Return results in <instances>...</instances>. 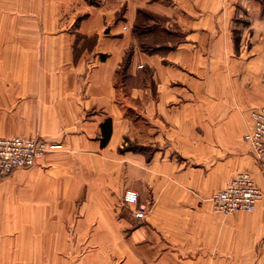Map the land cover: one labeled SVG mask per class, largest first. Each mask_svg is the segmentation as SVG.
I'll return each instance as SVG.
<instances>
[{"label":"crops","instance_id":"1","mask_svg":"<svg viewBox=\"0 0 264 264\" xmlns=\"http://www.w3.org/2000/svg\"><path fill=\"white\" fill-rule=\"evenodd\" d=\"M0 30L34 46L0 56V136L59 144L0 176V236L31 256L32 236L56 237L21 260L264 264V199L231 214L208 199L244 169L264 189L244 139L264 105V0H0Z\"/></svg>","mask_w":264,"mask_h":264},{"label":"built area","instance_id":"2","mask_svg":"<svg viewBox=\"0 0 264 264\" xmlns=\"http://www.w3.org/2000/svg\"><path fill=\"white\" fill-rule=\"evenodd\" d=\"M252 117L254 126L246 134V139L253 146L264 170V106L254 108ZM58 146L43 136H0V176L7 177L16 169L34 166L41 157ZM262 198L263 192L246 172L238 173L226 187L210 197L214 208L224 213L253 211ZM139 199L138 190L130 188L126 191L125 201L135 206L134 216L142 220L146 217V208L138 206Z\"/></svg>","mask_w":264,"mask_h":264},{"label":"rangeland","instance_id":"3","mask_svg":"<svg viewBox=\"0 0 264 264\" xmlns=\"http://www.w3.org/2000/svg\"><path fill=\"white\" fill-rule=\"evenodd\" d=\"M5 33H6V31H5ZM1 35H6V34H4V32H2L1 30H0V36ZM0 40H1V38H0ZM5 40H9L8 38H6ZM30 47H34V46H26V45H17V44H0V56H1V59L2 58H8L7 57V54L8 53H11V57L10 58H13V54H16V53H18V52H23V51H28V49L30 48ZM31 49V48H30ZM12 79L13 78H11V77H0V83L2 82L3 83V86H5L6 84L8 85V84H10L11 83V81H12ZM17 79H23V78H17ZM34 79V78H33ZM264 105H261V106H259V107H263ZM253 111V110H252ZM251 116H252V112H251ZM252 127L250 128V130L248 131V132H250L251 130H252V128H253V126H254V120H253V117H252ZM247 132V133H248ZM246 133V134H247ZM246 134H245V136H244V139H245V142L247 143V144H249V146L251 147V150H252V152H253V154H254V157H255V160H256V163H257V165H258V167L260 168V171L261 172H263L264 173V170L262 169V167H261V165L259 164V162H258V160H257V158H256V154H255V150H254V148H253V146L251 145V143L246 139ZM9 136H14V135H9ZM19 136H26V135H19ZM28 136H37V135H28ZM44 137V136H43ZM46 138V137H45ZM36 165V164H35ZM32 167V166H31ZM30 168V167H29ZM20 169V168H19ZM240 172H246V173H248L250 176H252L253 178H254V181H255V183H256V185L261 189V191L263 192V198L259 201V203L264 199V189L258 184V181H257V178H256V175L250 170L249 171V169H244V170H241V171H239V172H237L234 176H236L238 173H240ZM13 173V172H12ZM11 173V174H12ZM10 174V175H11ZM9 175V176H10ZM9 176H7V177H9ZM233 176V177H234ZM2 177V176H1ZM232 177V178H233ZM231 178V179H232ZM1 179V178H0ZM3 179V178H2ZM230 179V180H231ZM230 180L228 181V183L230 182ZM228 183L226 184V186L228 185ZM225 186V187H226ZM224 188V187H223ZM128 189H130V188H128ZM128 189H126L125 190V192H124V207L126 208V211L128 212V213H130L132 216H134V213H133V210L135 209V206H133V205H130L129 203H127L126 201H125V193H126V191L128 190ZM133 189H135V188H133ZM222 189V188H221ZM137 190V189H136ZM220 190V189H219ZM2 191H3V189H2ZM218 191V190H217ZM217 191H215V192H217ZM215 192H213V194L215 193ZM140 193V192H139ZM212 194V195H213ZM212 195L210 196V197H212ZM210 197L208 198L209 199V201L212 203V207H213V210L215 211V212H218V213H222V214H229V213H224V212H221V211H218V210H216L215 208H214V204H213V202H212V200L210 199ZM81 203H82V201H81ZM140 203V199H139V202H138V206H140V207H143V208H145L144 206H142L141 204H139ZM259 203L257 204V206L259 205ZM80 206H81V204H80ZM257 206H256V208L253 210V211H245V210H238V211H235V212H231V213H236V212H254L256 209H257ZM147 213H148V211H147V208H146V216H147ZM230 213V214H231ZM135 217V216H134ZM136 218V217H135ZM146 218V217H145ZM137 219V218H136ZM137 220H140V219H137ZM142 220H146V219H142ZM6 228L7 227H5V230H3L4 232H8V231H6ZM16 239H17V237H14V236H0V264H46V263H40L39 261H36V260H30L29 262H27V261H23V260H21V259H24L23 258V256H26V257H28V256H31V254H30V252L29 251H26V250H15L13 247L15 246V245H17V242H16ZM25 239H28V238H24V237H21L20 238V240L22 241L19 245H22L23 246V241L25 240ZM32 241L34 242V241H36V240H38V239H40V243L37 241L35 244L34 243H32V254L34 255V253L36 254V255H38V256H40V255H47V257L49 258L50 257V254H51V252H45V250H47V251H50L51 250V248H49L50 247V244H52L53 243V239H56V238H54V237H43V238H41V237H35V236H32ZM62 239H63V246H64V251L72 244V242L74 241H76L78 238H75L74 236H72V234H71V231H69L67 234H65V235H63L62 236ZM80 240H81V244H82V242H84V240H86V238H80ZM41 244H43V246H46V247H48V248H43V249H39V245H41ZM40 250H42L41 252H40ZM32 255V256H33ZM17 256H19V257H21L20 259H15ZM31 256V257H32ZM63 256H65L66 258L69 256L67 253H64L63 254ZM47 258V259H48ZM65 259V258H64Z\"/></svg>","mask_w":264,"mask_h":264},{"label":"trees","instance_id":"4","mask_svg":"<svg viewBox=\"0 0 264 264\" xmlns=\"http://www.w3.org/2000/svg\"><path fill=\"white\" fill-rule=\"evenodd\" d=\"M111 131H112V125L110 124L109 121H106L105 123L102 124L103 144H106L109 141L110 136H111Z\"/></svg>","mask_w":264,"mask_h":264},{"label":"bare ground","instance_id":"5","mask_svg":"<svg viewBox=\"0 0 264 264\" xmlns=\"http://www.w3.org/2000/svg\"><path fill=\"white\" fill-rule=\"evenodd\" d=\"M250 171V170H249ZM264 191V190H263ZM230 214V213H229ZM56 238V237H55ZM56 241V240H55ZM57 243V242H56Z\"/></svg>","mask_w":264,"mask_h":264}]
</instances>
